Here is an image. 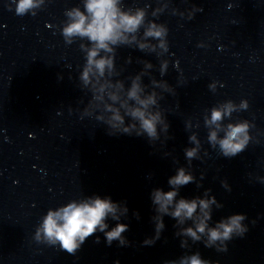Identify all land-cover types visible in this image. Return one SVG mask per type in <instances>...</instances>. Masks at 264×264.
Listing matches in <instances>:
<instances>
[{
    "label": "water",
    "instance_id": "95a60500",
    "mask_svg": "<svg viewBox=\"0 0 264 264\" xmlns=\"http://www.w3.org/2000/svg\"><path fill=\"white\" fill-rule=\"evenodd\" d=\"M19 2L0 0V264H181L197 253L209 264H264V0H119L123 12L143 11V22L100 51L112 66L93 68L87 83L93 44L64 35L71 12L87 15L86 0H33L23 14ZM153 25L160 38L145 36ZM133 82L140 99L155 100L145 110L160 114L155 138L127 114L141 107L128 96ZM113 110L120 128L109 123ZM239 124L245 150L225 157L219 141ZM180 168L194 179L176 186L175 201L215 197L209 228L246 215L248 231L225 241L227 251L219 241L206 247L207 232L184 235L199 208L183 223L170 215L174 205L158 211L154 191L173 190ZM97 197L117 205L105 231L126 224L123 245L97 230L69 254L47 239L49 211Z\"/></svg>",
    "mask_w": 264,
    "mask_h": 264
},
{
    "label": "clouds",
    "instance_id": "9594fccd",
    "mask_svg": "<svg viewBox=\"0 0 264 264\" xmlns=\"http://www.w3.org/2000/svg\"><path fill=\"white\" fill-rule=\"evenodd\" d=\"M118 4L119 0H86L85 8L87 15L79 11V9L69 14L72 17V22L64 29V35L66 37H87L93 44L92 48L88 51L87 67L82 75V79L86 83L89 73L93 68L102 75L106 67L110 68L112 66V61L108 58L101 57L97 59L100 51L111 52L110 45L127 42L128 38L125 34L135 33L143 22V11L138 10L135 14L123 12L118 7ZM31 7H33V0H20L17 12L23 14ZM163 34L164 29L157 28L155 25L145 32V36L155 38H160ZM140 47L143 48L144 45L142 44ZM140 90L139 85L133 82L128 96L130 99H135L141 107L130 108L127 114L139 121L141 129L147 133L148 137L155 138L157 136V124L161 122V117L159 113L150 114L145 111L149 104L155 103V100L151 96L146 100L140 99L138 96ZM111 98L113 100L117 99L116 96H112ZM241 106L246 107V102H242ZM231 110V104L226 107L225 113L213 110L211 122L214 123L221 120L222 115L230 113ZM109 123L113 128H120L124 124V117L120 115L118 110H113ZM131 127H134V125L123 127V131L127 133ZM165 128H167V125H165ZM228 128L226 136L219 141V145L225 157H234L245 150L246 141L238 140V138L240 134L246 131L247 125H229ZM210 139L212 141L217 139L215 132L211 133ZM195 155V149L186 150V156L189 159ZM193 179L191 174H186L185 170L180 168L177 174L168 181L173 186V190H155L153 202L158 205V211L164 214H169L170 206L174 205L170 215L178 218L181 223L185 219H193L194 214H196L199 208L200 215L195 217V228L189 227L184 229V235L190 236L193 241H199L201 235L207 232L206 247H211L219 241L222 247L217 250L227 251L225 241H230L234 234L238 237H243L248 231V227L242 223L246 219V215H231L226 221L222 220L215 227L209 228L207 221L211 219V216L208 210L210 204L215 203V197L192 200L181 198L175 201L177 196L176 186L187 185ZM116 213L117 205L110 199L97 197L79 204L69 203L58 211H49L44 219L42 230L50 242L55 243L58 241L60 248L69 254H75L85 243L86 238L91 237L97 230L104 233L109 245L114 240H119L123 245L125 240L122 237V233L128 228L126 224L117 223L110 231H105L108 228V225L105 223L106 218L111 214L116 219ZM163 227V220L160 219L156 225L157 235ZM96 242H99V237H97ZM152 242L149 240L145 241L146 244ZM182 246L184 245L182 244ZM115 264H119V261H116ZM181 264H209V262L202 260L197 253L182 260Z\"/></svg>",
    "mask_w": 264,
    "mask_h": 264
}]
</instances>
